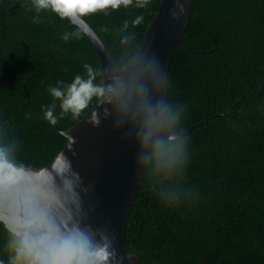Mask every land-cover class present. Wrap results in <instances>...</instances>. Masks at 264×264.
<instances>
[{"label":"trees","instance_id":"obj_1","mask_svg":"<svg viewBox=\"0 0 264 264\" xmlns=\"http://www.w3.org/2000/svg\"><path fill=\"white\" fill-rule=\"evenodd\" d=\"M0 0V158L48 165L99 100L100 58L56 0ZM160 0H68L118 67ZM168 69L165 129L130 207L125 239L141 264H264V0H194ZM31 256L0 221V263Z\"/></svg>","mask_w":264,"mask_h":264},{"label":"water","instance_id":"obj_2","mask_svg":"<svg viewBox=\"0 0 264 264\" xmlns=\"http://www.w3.org/2000/svg\"><path fill=\"white\" fill-rule=\"evenodd\" d=\"M51 0H47L49 2ZM90 39L100 58L98 102L67 129L65 145L45 166L0 158V221L27 250V264H141L125 239V226L152 145L190 133L165 129L168 69L174 48L194 50L183 38L194 0H160L144 38L118 67L98 33L69 5L56 0ZM13 264V263H0Z\"/></svg>","mask_w":264,"mask_h":264}]
</instances>
